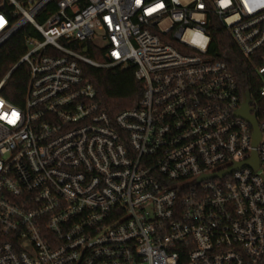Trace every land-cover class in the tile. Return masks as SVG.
Wrapping results in <instances>:
<instances>
[{
    "label": "built area",
    "instance_id": "1",
    "mask_svg": "<svg viewBox=\"0 0 264 264\" xmlns=\"http://www.w3.org/2000/svg\"><path fill=\"white\" fill-rule=\"evenodd\" d=\"M217 24L256 66L257 144ZM22 31L0 80V264H264V0H0V48ZM84 64H133L138 107L104 110ZM17 72L22 105L1 92Z\"/></svg>",
    "mask_w": 264,
    "mask_h": 264
},
{
    "label": "trees",
    "instance_id": "2",
    "mask_svg": "<svg viewBox=\"0 0 264 264\" xmlns=\"http://www.w3.org/2000/svg\"><path fill=\"white\" fill-rule=\"evenodd\" d=\"M211 41L209 53L213 58L224 60L236 77L242 91L249 90L253 97L256 94L255 65L246 57L237 46L231 31L217 24L210 29ZM25 31L12 38L0 48V80L19 60L26 50L24 39ZM87 54L101 62L105 58L104 50L96 44L86 43ZM178 45L177 43H174ZM261 65L260 63H257ZM136 67L129 64L126 67H96L89 64L83 65L84 76L91 81L97 89L98 99L102 108L115 116L120 111L138 107L144 92V85L135 76ZM27 81L18 72L13 73L5 82L2 94L14 104L22 105L25 101ZM183 259V256H182ZM184 264V263H180Z\"/></svg>",
    "mask_w": 264,
    "mask_h": 264
},
{
    "label": "water",
    "instance_id": "3",
    "mask_svg": "<svg viewBox=\"0 0 264 264\" xmlns=\"http://www.w3.org/2000/svg\"><path fill=\"white\" fill-rule=\"evenodd\" d=\"M86 50H87V48L84 49V51H86ZM244 97H245L246 101L244 103L243 108L238 112V114H239V116L244 117V119H246L247 121L251 122V124L253 125L254 130H255V133H254L255 134L254 135L255 144H257V142L260 140L262 134H261V131H260L259 126H258L256 115L251 113L252 107L250 105V102L252 100H251V93L249 90L245 91ZM247 164L251 165L254 168H257L259 166V161L257 159L256 152H255V160H253L252 162H243V163H240L238 165L239 166H244V165L247 166Z\"/></svg>",
    "mask_w": 264,
    "mask_h": 264
}]
</instances>
